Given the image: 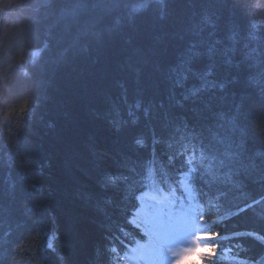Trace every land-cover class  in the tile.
I'll return each mask as SVG.
<instances>
[{"label": "trees", "instance_id": "1", "mask_svg": "<svg viewBox=\"0 0 264 264\" xmlns=\"http://www.w3.org/2000/svg\"><path fill=\"white\" fill-rule=\"evenodd\" d=\"M191 45L264 60V0H0L3 264H121L141 195L183 176L215 264H264V98L178 86Z\"/></svg>", "mask_w": 264, "mask_h": 264}, {"label": "snow or ice", "instance_id": "2", "mask_svg": "<svg viewBox=\"0 0 264 264\" xmlns=\"http://www.w3.org/2000/svg\"><path fill=\"white\" fill-rule=\"evenodd\" d=\"M236 10L242 14H252V9L247 4L241 3L236 6ZM255 39V37H252ZM235 49H231L230 52H225L217 57L214 49L208 48L206 52L196 50L195 45L190 46L189 57L183 62L177 73H180L178 86L183 87L189 79H196L202 82L203 87L211 86L216 89L217 87L221 92L226 91L230 87L243 85L245 88L254 90L256 96L264 98V89H262L256 79L257 74L264 72V60L253 59L250 52L244 53L240 59L235 57ZM207 56L208 64L204 68L195 67L194 63L196 60L203 56ZM218 69L222 70L223 76L216 79ZM213 78V79H210ZM203 88H194L191 90L193 97L198 96ZM187 99V97H185ZM239 112L242 105L237 106ZM22 110V109H21ZM239 116L235 119L234 123L239 126ZM244 133V129L241 128ZM223 143V140L220 141ZM203 221H201L202 223ZM164 221L161 220L159 213H153L148 215L144 222V233L143 235L148 238V243L152 245V254L156 257L159 264H164L167 261L168 255L166 250L173 256L175 252L169 245L174 241L176 233L187 226V222H176L169 221L168 228L162 229ZM204 233V232H203ZM7 233L4 234L3 238H0V264L8 258L10 249L8 247ZM220 233H215V239L219 237ZM248 236L257 240L261 244H264V236H260L257 233H248ZM52 245L49 244V248ZM219 246L214 244V253L211 259H205V264H215V260L219 254ZM247 264V261L244 262Z\"/></svg>", "mask_w": 264, "mask_h": 264}, {"label": "rangeland", "instance_id": "3", "mask_svg": "<svg viewBox=\"0 0 264 264\" xmlns=\"http://www.w3.org/2000/svg\"><path fill=\"white\" fill-rule=\"evenodd\" d=\"M37 53H30V58H33ZM168 126L167 123L163 125V130L168 133L171 128L175 127H169L168 130H165ZM206 128V127H204ZM174 129H172L173 131ZM176 130V128H175ZM205 130H209L206 128ZM171 147H168V150L163 152L162 154H159V156L165 160L168 158L169 153L175 154L177 152L176 149H173V152H171ZM152 158V154L150 156ZM181 186L184 188V194H185V201L183 203H178V207L174 210L173 206L177 203L171 201V203H163V204H156L155 202H152L150 200H141L140 202V208L136 212V219H133L132 222L141 227V229L144 232V222L147 219L148 215L153 213H159L160 218L162 221H164V224L162 225V229L166 230L168 228L169 221L176 223V222H187V226L184 228H181L175 235L174 241L169 245L170 248L173 249L174 252H179L183 248L186 247H192L193 246V240L195 236L199 235V226L193 227L189 221L190 213L196 214V206L193 204L192 201V194L185 184L184 180L181 181ZM190 212V213H189ZM192 219L193 216L191 215ZM148 239V238H147ZM51 241V240H50ZM198 243H201V241H197ZM132 256L124 257L120 260L121 264H159L156 257L152 254V245L148 242L140 246L137 249H133L131 251ZM166 255H168V260L164 262V264H173V261L178 258V256H173L171 253H168L166 250Z\"/></svg>", "mask_w": 264, "mask_h": 264}, {"label": "clouds", "instance_id": "4", "mask_svg": "<svg viewBox=\"0 0 264 264\" xmlns=\"http://www.w3.org/2000/svg\"><path fill=\"white\" fill-rule=\"evenodd\" d=\"M213 233H201L195 236L192 247H186L180 250L175 255L178 256L173 261V264H205V259H211L214 253V245L201 244L197 241L211 238Z\"/></svg>", "mask_w": 264, "mask_h": 264}, {"label": "bare ground", "instance_id": "5", "mask_svg": "<svg viewBox=\"0 0 264 264\" xmlns=\"http://www.w3.org/2000/svg\"><path fill=\"white\" fill-rule=\"evenodd\" d=\"M187 127L189 128L190 126H187ZM190 128H191V127H190ZM176 135H177V140H175V141H176L177 145H175V147H176L177 149H179V148H181V147L186 143V141H187V137L184 136V137L180 138V137H179L180 132L177 133ZM136 189H137V187L134 186V190H136Z\"/></svg>", "mask_w": 264, "mask_h": 264}]
</instances>
